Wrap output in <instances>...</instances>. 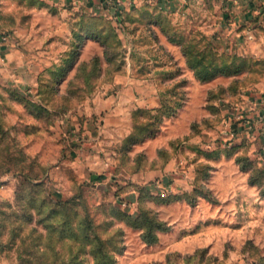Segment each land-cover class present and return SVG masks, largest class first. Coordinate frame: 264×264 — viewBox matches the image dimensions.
<instances>
[{
  "label": "rangeland",
  "instance_id": "374dc122",
  "mask_svg": "<svg viewBox=\"0 0 264 264\" xmlns=\"http://www.w3.org/2000/svg\"><path fill=\"white\" fill-rule=\"evenodd\" d=\"M86 2L92 6L88 13L98 14L94 17L99 23L90 18L87 26L51 22L50 37L55 40L45 43L46 52L34 59L40 64L34 74L35 92L29 83L24 84L27 89H20L14 75L0 71V264H94L87 240L91 230L85 219H91L100 243L110 251L111 264H195L189 257L166 250L177 234L172 237L165 220L187 222L189 208L145 201L141 208L150 212L134 220L130 217L135 216L134 208L120 202L117 185L121 182L100 176L92 184L84 179L86 170L75 171L70 163L79 157L85 120L96 114L93 101L129 99L132 83H140L142 93L156 85L169 105L181 91L185 95L193 91L201 99L205 88L217 85L214 93L227 113L226 121L209 142L195 149L206 163L216 161V170L209 177L203 162L199 173L190 165L178 170L182 163L177 162L162 182L155 183L154 178L142 187L145 193L161 194L164 200L180 194L213 195L217 203L206 209L210 207L222 221H228L231 209V213L248 211V221L238 230L241 234L232 236L234 246L226 247L222 257L209 264H264V198L260 205L257 201L263 178L264 115L254 110L260 143L248 148L252 161L242 159L245 171L218 151L232 145L239 134L251 137L257 126L247 102L264 95L260 44H249L248 38L234 34L229 21L232 15L222 10L220 0H210L211 4L209 0ZM18 11L25 13L22 8ZM2 29L12 36L10 25ZM24 45L31 47L28 42ZM222 63L232 72L212 75ZM199 71L204 78L196 74ZM238 114L244 123L250 122L244 125L231 119ZM85 136L92 138V133ZM154 147L149 144L146 150L152 154ZM213 150L211 156L204 152ZM241 197L246 198L245 204ZM67 200L72 205H58ZM86 207L93 217L87 216ZM160 222L168 228H161ZM245 234L254 244L241 255L238 241Z\"/></svg>",
  "mask_w": 264,
  "mask_h": 264
},
{
  "label": "crops",
  "instance_id": "0c3cea01",
  "mask_svg": "<svg viewBox=\"0 0 264 264\" xmlns=\"http://www.w3.org/2000/svg\"><path fill=\"white\" fill-rule=\"evenodd\" d=\"M220 2L222 10H228L232 15L229 21L231 30L235 31L234 34L242 39L248 38L249 40L246 42L249 44L253 42L260 44V58L264 57V0H220ZM209 4H211L210 0ZM208 6L211 8V5ZM89 7L92 6L86 0H33L32 2L0 0V32H3L2 27L9 25L13 30L9 40L0 43V47L2 46V50L0 49V71L14 75V78L17 79L15 82L19 84L20 89H27V85L24 84L29 83L30 91L35 92L34 74L38 72L40 64L34 59H38L42 53L46 52L48 47H45V43L55 40L50 37L52 35L49 32L50 26H52L51 22L57 23L59 20L58 25H73L74 21L82 15L90 16ZM20 8L25 9V13L20 14L18 11ZM91 16H98V14L94 13ZM27 42L31 47L24 45ZM5 44L7 47H4ZM139 86H141L140 83L129 85L128 95H132L129 99L122 96L118 99L108 98L103 101L97 98L93 101V112L96 114L85 120V127L80 135L84 138L80 144L81 147L77 149L79 157L70 163L75 171L77 169L86 170L84 179L92 184L97 183L94 179L100 176L105 179L109 178L113 182H121L117 185L120 190L118 194L123 199L120 202H125L129 207H133V213H137L138 207L144 205L145 201L148 203L160 202L161 205L174 207L177 204L189 208L188 214L185 216L187 222L173 223L165 220L170 227L169 231L172 237L173 234H177L175 238L168 241L166 250L176 253L184 259L189 257L188 261L192 260L195 264H209L210 261L222 257L226 247L234 246L232 236L234 233L241 234L238 230H243L244 223L248 221V211L231 213L233 211L231 209L228 221H222L210 207L206 209L208 205L212 206L217 203V197L213 195H210V199L202 195H193L190 202L185 199L184 194H180L168 199L163 204L158 194H142L140 188L151 183L154 178H157L155 183L162 182L166 174L174 169L177 162L182 163L178 169L181 171L188 168L186 165H190V169L193 170L195 168L202 169L200 165L203 162L209 167V177L216 170L215 163L217 162L209 160L206 163L200 159L195 149L202 148L204 143L209 142L213 132L226 121L227 113L221 108L220 99L218 101L212 96L217 85L205 88L201 99L197 98L195 92H187L182 105L176 109L174 114L164 117L153 136L145 137L132 144L136 151L124 152L128 160L123 165L120 147L123 140L132 131L134 114L141 109H157L161 104L159 89L156 85L148 87L147 93L139 91ZM249 105V109L253 110L249 115L252 116L253 121H256L257 126L253 129L251 137L239 134V138L234 140L232 145L244 141L249 148L251 144L259 145L260 143L259 120L255 119L254 110L256 113L260 111V114L264 115V95L254 101L247 102V106ZM254 107L255 109H253ZM219 118L222 119V122L217 126H210ZM86 133H92V138L85 136ZM106 134L112 138H108ZM115 134L118 136L117 138H115ZM149 144L155 145L152 154L146 150ZM227 146H231V144ZM240 152L239 149L232 154L224 153L222 157L231 159L234 166L240 170V166L235 161V157ZM137 155L143 156L138 163L134 159ZM130 166H133V172L129 171ZM113 197H115V193ZM241 198V203L245 204L246 198ZM262 198L264 195H260L257 199L259 205ZM231 218L236 221L233 223ZM239 218L241 220L237 221ZM245 228V233H247L248 229ZM238 242L241 255L247 254L250 245L254 244L247 234Z\"/></svg>",
  "mask_w": 264,
  "mask_h": 264
},
{
  "label": "trees",
  "instance_id": "16d2710c",
  "mask_svg": "<svg viewBox=\"0 0 264 264\" xmlns=\"http://www.w3.org/2000/svg\"><path fill=\"white\" fill-rule=\"evenodd\" d=\"M27 1H30L32 2L33 0H27ZM88 18L90 19H93L96 21V24L99 23V18L98 17H94V16H86V15H82L81 17H79L77 20L74 21L73 25H84V26H87L89 24L88 22ZM87 22L84 23L82 20H84ZM1 35V34H0ZM2 35H5V36H9L10 37V34L8 33H3L2 32ZM96 36L99 37V32L96 31ZM179 42H181V40H178ZM186 55L188 56V52L186 53ZM197 59V58H196ZM200 60L196 61V62H199ZM205 70V67L203 68ZM207 69V68H206ZM212 75L216 74V73H220V74H230L232 72V69H230L225 63H222L220 66L216 67L215 70L212 71ZM198 76L204 78L205 77V74L203 71H199L196 73ZM212 96L213 98H218L216 96V93L212 92ZM159 97H160V107L157 108V109H154V110H148V109H141V110H138L136 111V113L134 114L133 116V128H132V131L130 132V134L123 140L122 142V146L120 147L121 148V152H122V156H121V161L124 163L123 165H125L126 161L128 160V158L125 157V149H128L132 146V144L136 143V142H139L140 140H142L143 138L145 137H150V136H153L155 134V132L158 130L160 124H161V121L164 117H168L172 114H174V112L176 111L177 108H179L186 95H185V92L184 91H181L180 92V96L173 102V105H169V103L167 104V102L165 101V99H163L164 97V93H160L159 92ZM33 102V101H32ZM228 105H231L230 103L227 102ZM34 106V105H33ZM141 114H148L149 118H143V119H140L139 117L141 116ZM152 115H156L152 118ZM154 119H157V121H155ZM222 119L219 118L215 121L214 124H211L210 126H217L221 121ZM248 145L244 143V141H241V142H238L234 145H231V146H226V148L224 149H218V151H224L226 154H232L234 153L236 150H239L240 149V154H238L235 158L236 160V163L240 166V168L245 171L246 168L243 166V158L245 159H249L252 161V159L249 157L248 155ZM217 150V149H216ZM216 151V152H218ZM206 152V155L208 156H211L213 153L211 152H214L213 151H204ZM125 154V155H124ZM143 156L142 155H137L135 156V161L136 163L140 162L142 160ZM245 159V160H246ZM134 166V165H133ZM133 166H130V170L131 171L133 169ZM206 168H209V167H206ZM134 170H132L131 172H133ZM199 169H196V172L199 173ZM260 173L263 175V178L261 179L260 178V195H264V163L261 165L260 164ZM251 183H255V180L251 179L250 180ZM140 192L142 194H147L144 192V188L141 187L140 188ZM149 194V193H148ZM193 195H202L204 196L205 198H208L210 199V195L208 194H192V195H185L184 196L186 197L185 199L189 200L191 202L192 200V196ZM158 197H160V201L161 202H166L168 201L167 200H164V197L161 196V194L158 195ZM162 198V199H161ZM59 206H62V207H65V206H68V205H72L71 203V200H67V201H64V202H59L58 203ZM144 206V205H141L140 207H138V211L137 213H135V216L132 217L130 216L132 219L134 220H138V219H141L142 217L146 218L147 217V213L150 212L149 210H144L142 209L141 207ZM87 208V207H86ZM141 208V209H140ZM90 210V209H89ZM87 208V211L88 213L90 212ZM147 212V213H146ZM87 213V216H91L93 217L90 213L88 215ZM86 222H88L89 224V227H90V234L88 233L87 234V240H88V243L90 244V252L92 254V257H93V260H94V264H111L112 263V256L110 254V251H108L106 248H103L102 244L100 243L101 240L99 239V237L97 236L96 232H95V227L94 225H92L91 223V219H85ZM160 225L161 228H165L167 229L168 226H166V224L164 222H160L158 223Z\"/></svg>",
  "mask_w": 264,
  "mask_h": 264
},
{
  "label": "built area",
  "instance_id": "2783aa9c",
  "mask_svg": "<svg viewBox=\"0 0 264 264\" xmlns=\"http://www.w3.org/2000/svg\"><path fill=\"white\" fill-rule=\"evenodd\" d=\"M8 36H5V35H1V37H0V42L1 43H4V42H7L8 41ZM242 115V114H241ZM231 119H234V120H236L235 122H237L238 124L239 123H242L243 121H242V119H244V117H243V115L242 116H240V114H238V115H233V116H231ZM245 120V119H244ZM250 121L249 120H246V123H244L243 122V124L245 125V124H248ZM236 126H237V124H236ZM252 127V123L251 124H249L248 125V127ZM232 133L233 132H231L230 134L232 135ZM234 134V133H233ZM164 195V194H163Z\"/></svg>",
  "mask_w": 264,
  "mask_h": 264
}]
</instances>
